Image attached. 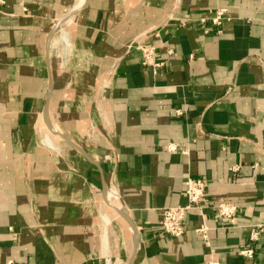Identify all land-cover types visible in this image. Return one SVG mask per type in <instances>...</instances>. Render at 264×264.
<instances>
[{"label":"crops","instance_id":"obj_1","mask_svg":"<svg viewBox=\"0 0 264 264\" xmlns=\"http://www.w3.org/2000/svg\"><path fill=\"white\" fill-rule=\"evenodd\" d=\"M78 1L0 4V264H264V0ZM188 177L205 196L173 238Z\"/></svg>","mask_w":264,"mask_h":264},{"label":"built area","instance_id":"obj_2","mask_svg":"<svg viewBox=\"0 0 264 264\" xmlns=\"http://www.w3.org/2000/svg\"><path fill=\"white\" fill-rule=\"evenodd\" d=\"M0 4H4V0H0ZM226 9H220L215 12V16L212 19L213 25L219 27L225 18ZM220 32V31H218ZM129 46L128 48H131ZM133 48H136L141 53V65L146 67L158 68L162 65L156 59L155 47L145 43L133 44ZM168 55L172 54V50L167 51ZM177 115H182V110L176 111ZM169 150H176L173 146H169ZM206 190V184L197 178L188 177L185 181L184 194L188 200V204L182 207H175L165 209L162 212L160 226L162 231L173 238H179L184 234L183 222L186 214L191 210H200L201 202L204 199ZM216 212L220 218L225 220L227 223H233L237 212V207L233 204L226 202H220L216 205ZM195 231L201 234L204 240H207V226L202 223ZM264 232V226H257L251 231L250 240L252 242L258 241L260 234ZM239 255L245 258L253 257V249L240 250ZM207 264H219L218 262H209Z\"/></svg>","mask_w":264,"mask_h":264},{"label":"water","instance_id":"obj_3","mask_svg":"<svg viewBox=\"0 0 264 264\" xmlns=\"http://www.w3.org/2000/svg\"><path fill=\"white\" fill-rule=\"evenodd\" d=\"M87 2H88V0H87ZM87 2H86V4H87ZM70 13H68V14H66L60 21H59V23H58V26H59V24H61L62 22H64L65 21V19L67 18V17H69V16H71V15H69ZM75 14V13H74ZM58 26H56L53 30H52V32L49 34V37L47 38V45L49 44V41H50V38H51V36L53 35V33L55 32V30L57 29V27ZM47 113H48V110H47V108H46V110H45V112H44V116H45V119H46V123H47V125H48V127H49V129H50V131L51 132H53V133H55V134H58V135H60L61 137H63V138H65V136L63 135V134H61V133H59V132H57V131H53L51 128H50V126H49V123H48V120H47ZM75 146V145H74ZM78 150H80L81 152H83V150L81 149V148H78L77 146H75ZM106 188L103 190V192H102V197H103V199H104V202L108 205V201H107V198H106ZM119 216H121L128 224H129V226H130V228H131V230H132V233H133V241H134V246H135V248H136V239H137V236H138V230H137V227L133 224V222H132V220L130 219V217L128 216V214L125 212V211H123V209H121V208H117V207H115L114 209H113ZM129 264H130V262H129Z\"/></svg>","mask_w":264,"mask_h":264},{"label":"rangeland","instance_id":"obj_4","mask_svg":"<svg viewBox=\"0 0 264 264\" xmlns=\"http://www.w3.org/2000/svg\"><path fill=\"white\" fill-rule=\"evenodd\" d=\"M71 19H72V18H71ZM69 20H70V19H69ZM59 29H60V28H59ZM106 191H107V192H110V193L114 192L111 188H106ZM107 192H106V193H107ZM105 195H106V194H105ZM106 197H107V196H106ZM107 199H108V198H107ZM107 201H108V200H107ZM104 206H105V209H104V210L102 209V212H103V214L105 213V214L107 215V216H106L107 218L111 216L112 212H113V213H116L114 210L108 208V207H107V204L104 205ZM116 207L119 208V204H118V206L116 205ZM107 234H108V231H107Z\"/></svg>","mask_w":264,"mask_h":264},{"label":"bare ground","instance_id":"obj_5","mask_svg":"<svg viewBox=\"0 0 264 264\" xmlns=\"http://www.w3.org/2000/svg\"><path fill=\"white\" fill-rule=\"evenodd\" d=\"M86 1L87 0H79L78 1V3H77V5L75 6V8H74V12L78 9V8H80V7H82L85 3H86ZM67 20H68V18H67ZM66 42V41H65ZM106 198H112L111 196H110V194L107 192L106 193ZM114 198H116V196L115 195H112ZM124 211V210H123Z\"/></svg>","mask_w":264,"mask_h":264}]
</instances>
